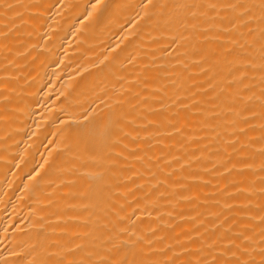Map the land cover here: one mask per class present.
<instances>
[{"label": "bare ground", "instance_id": "bare-ground-1", "mask_svg": "<svg viewBox=\"0 0 264 264\" xmlns=\"http://www.w3.org/2000/svg\"><path fill=\"white\" fill-rule=\"evenodd\" d=\"M0 264H264V0H0Z\"/></svg>", "mask_w": 264, "mask_h": 264}]
</instances>
